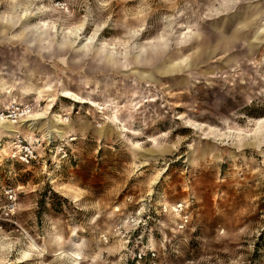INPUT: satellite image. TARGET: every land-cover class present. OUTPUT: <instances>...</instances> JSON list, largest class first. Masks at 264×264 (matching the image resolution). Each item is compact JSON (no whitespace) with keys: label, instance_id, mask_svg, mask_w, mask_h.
I'll return each mask as SVG.
<instances>
[{"label":"rangeland","instance_id":"obj_1","mask_svg":"<svg viewBox=\"0 0 264 264\" xmlns=\"http://www.w3.org/2000/svg\"><path fill=\"white\" fill-rule=\"evenodd\" d=\"M14 109L0 264H264V0H0Z\"/></svg>","mask_w":264,"mask_h":264},{"label":"built area","instance_id":"obj_2","mask_svg":"<svg viewBox=\"0 0 264 264\" xmlns=\"http://www.w3.org/2000/svg\"><path fill=\"white\" fill-rule=\"evenodd\" d=\"M20 112L17 111V109L12 110V113L5 114V111H1L0 115H18ZM21 142V140H19ZM22 145V144H21ZM22 153H20V158L21 160L25 162H31L33 158L35 157L34 155V150L31 149V147H28L27 150H21ZM174 210L177 211L180 215V223L179 225L181 227H184L188 221V213L186 212V209L183 205L182 202H177L173 206ZM101 240L103 242L107 243L110 240V236L107 233H101L100 235ZM129 241V239H128ZM156 247L149 244L148 242L146 244L142 243L141 246L135 247L133 250H131L132 254L130 257H126V260L124 261L123 264H145V262L149 260H153L157 256V251ZM129 256V255H128Z\"/></svg>","mask_w":264,"mask_h":264},{"label":"bare ground","instance_id":"obj_3","mask_svg":"<svg viewBox=\"0 0 264 264\" xmlns=\"http://www.w3.org/2000/svg\"><path fill=\"white\" fill-rule=\"evenodd\" d=\"M8 116H9V115H4V114H2V115H0V118H1V119H7V120H9V119H8V118H9ZM10 119H11V118H10ZM13 120H14V119H13ZM15 120H16V119H15ZM12 122H14V121H12ZM15 122H17V121H15ZM15 122H14V123H15ZM6 124H7V123H6ZM0 126H1V125H0ZM20 146H21V144H20ZM76 258H77V260H78V259H81V256H80V255H77ZM75 263H76V262H75ZM77 263H78V262H77Z\"/></svg>","mask_w":264,"mask_h":264}]
</instances>
